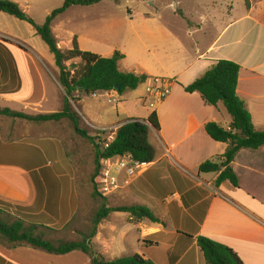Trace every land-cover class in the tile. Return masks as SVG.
I'll use <instances>...</instances> for the list:
<instances>
[{
	"label": "crops",
	"instance_id": "0c3cea01",
	"mask_svg": "<svg viewBox=\"0 0 264 264\" xmlns=\"http://www.w3.org/2000/svg\"><path fill=\"white\" fill-rule=\"evenodd\" d=\"M11 1L26 11L33 3V0ZM263 9V5L256 7L251 3L245 11L231 15L215 35L206 39L208 25L212 21L208 20L204 8L197 5L193 9L198 15L197 27L187 34L194 36L199 33L201 36L196 37L190 46L183 45L177 49V53L171 54L173 44H170L168 56L151 54L152 61L144 58L145 62L136 75H145L146 84L151 79V84L154 79L170 83L167 97L153 106L159 123V131L150 128L148 135L154 160L138 172L129 185H122L105 198L111 202L129 200L130 205L145 206L156 218L165 220L166 217H177L182 219L181 223L186 219L193 230L178 232L176 247L172 248L164 246L158 238H155L158 242L149 240L164 231L151 227V223H128L135 229H123L121 236H118L119 229L115 224L118 217H113L118 213H112L99 225L105 230L103 235L98 228L92 240L93 250L105 261L127 257L123 256L125 250L122 243L126 239L123 236L135 232L137 244L150 242L152 244L148 245H155L157 250L167 253L157 260L139 254L154 264H204L196 244L198 236H206L227 246L243 264H264V146L257 150H240L230 164L239 188H234L227 181L215 186L219 173L200 174L198 167L207 160L221 156L227 146L213 141L206 134L204 126L214 122L229 129L230 117L222 104L216 108L207 106L198 93L184 91V87L200 78L217 61H231L240 67L237 96L244 101L255 131H264ZM180 12L184 16L185 12ZM2 14L0 12V19L6 21ZM133 15L142 19L136 35L144 54L153 46L149 47L142 41L143 33L150 35L158 31L167 38L170 36V32L152 13L134 12ZM4 32L0 28V80L4 82L0 85V109L27 115L56 113L55 110L43 111V107L49 103L47 85H35L38 88L36 97H30L33 85H21L25 76L24 67H35L28 52L31 49L18 36H10L12 32H5L8 36ZM11 43L18 47H13ZM162 43L155 44L153 49L163 47ZM174 66L175 69H172ZM14 79L17 84L9 85ZM151 84L145 85L146 90ZM56 86L60 91L59 105H63L62 88ZM99 94L111 97L117 92H98L91 96L97 97ZM150 112L145 118L127 120L146 119ZM84 120L92 123V116ZM60 122L35 124L0 115V198L31 208L36 223L49 228L64 227L78 209L75 168L67 155ZM124 123L125 120L98 129L118 128ZM114 173L120 182L126 177L124 170H115ZM66 189L67 197L64 193ZM168 192L172 194L167 198L168 207H165L161 198ZM174 200L177 206L171 208ZM14 207L9 211H17ZM125 216L130 219L127 214ZM109 220L108 225L102 227ZM178 244L176 253L174 249L178 248ZM24 250V246L11 248L0 243V264H29L22 256L19 257ZM170 253L175 254V262L174 258L171 260ZM81 264H90V259Z\"/></svg>",
	"mask_w": 264,
	"mask_h": 264
},
{
	"label": "rangeland",
	"instance_id": "374dc122",
	"mask_svg": "<svg viewBox=\"0 0 264 264\" xmlns=\"http://www.w3.org/2000/svg\"><path fill=\"white\" fill-rule=\"evenodd\" d=\"M32 2L27 11L24 7L21 9L36 24L41 25L51 12L62 7L64 0H33ZM251 3L256 7L263 5L264 8V0H120L118 2L104 0L92 6L70 7L56 17L52 32L61 51L71 50L72 41L75 39L78 49L82 52H89L103 58H111L115 53L123 55L124 58L119 62V70L138 74L141 65L145 62L143 61L145 57L152 61L151 54L168 56L170 54V44H173V52L171 54L177 53V49L183 45L185 47L190 46L195 42L196 37L201 36L199 33L194 36L187 34V32H193L197 27L198 15L193 11L194 8H197V5L200 8H204L208 20L212 21L208 25L209 32H206V39H208L222 28L224 22L231 15L245 11ZM181 10L185 12L184 16L181 15ZM134 12L152 13L156 20L170 32L168 38L162 32L158 33V31L150 35L145 33L142 35V41L148 44L149 47H156L155 44L162 42L164 44L163 47L159 49H153L152 47L153 50H149L146 54L143 53V48L140 47L141 43L136 35L138 24L142 23V19L137 15H133ZM2 17L7 20L3 21L0 19V28L5 32H12V34H9L12 37L18 36L17 38H20L31 49L28 52L31 60L34 61L35 67L30 65L24 67L25 76L21 85H33L30 97L38 95V88L35 85H47L49 103L43 107V111L55 110L57 112L61 110L63 105H59L61 104L59 102L60 91L58 86H56L59 85L57 69L47 46L36 36L33 28L28 23L19 21L6 14H2ZM5 32L4 34L7 35L8 33ZM11 45L13 47L16 46L12 43ZM167 60L169 61V58ZM71 63L79 65L80 60L74 59L66 65ZM172 69H175V66ZM1 80L0 85H3L4 82ZM151 81L152 79L149 82L150 84L152 83ZM149 83L146 84L145 80L138 85L136 90L126 91L123 95L117 94L111 97L105 94H99L97 97H92L91 95L82 96L79 102H71L73 110L78 115L80 128L86 130L89 135H99L104 142H108L110 131H104V134L100 135L99 132L101 130L98 128L111 123L123 122L124 120L126 122L127 118H145L150 111L154 110L153 106H150L151 99L145 93V85ZM16 84V79L13 80V83H9V85ZM146 98L148 99L146 100ZM89 115L92 116V123L88 124L84 118L88 119ZM60 126L63 141L71 163L75 168L78 209L70 221L62 228L59 226H50L51 230L39 228V230L43 231L45 239L54 243L58 241H79L83 235L89 234L92 229L94 214L102 203L100 198L94 199L91 196L90 176L94 170L92 146L73 132L68 120L60 122ZM64 193L65 197H67V189ZM171 194L168 192L161 198L165 207H168L167 198ZM128 202L129 200L111 202L106 199L109 207L131 206ZM176 206L177 201H172L170 207L176 208ZM113 217H118L117 223H115L119 229L118 236H121L123 229H135L133 225L130 226L128 224L132 223V221L124 213H118L113 215ZM157 219L158 221H163L151 223L148 220H144L143 222L147 225L151 223V227L164 230L161 234L149 239L156 242L155 238H158V241L164 246L176 247L175 238L178 236V232L193 230V227L189 226L186 219H183L184 223H181L182 219L177 217L175 219L166 217L165 220L158 217ZM109 222L110 220L103 223L102 227L107 226ZM99 225L97 230L99 228L103 235L105 230L101 229ZM123 237H126L124 244L122 243V248L125 250V255L123 256H132L138 253L157 260L162 258L163 254L164 256L167 255L166 252L157 250L155 245L150 246L143 243V241L137 244L134 239L135 232L128 233ZM0 243L8 247L7 244ZM179 245L177 246L178 248L174 249L176 253L179 250ZM24 247L25 250L19 257L22 256L29 264H81L83 261L90 259L89 256L79 252L69 256H55L29 246ZM171 255L172 260L175 254Z\"/></svg>",
	"mask_w": 264,
	"mask_h": 264
},
{
	"label": "trees",
	"instance_id": "16d2710c",
	"mask_svg": "<svg viewBox=\"0 0 264 264\" xmlns=\"http://www.w3.org/2000/svg\"><path fill=\"white\" fill-rule=\"evenodd\" d=\"M102 1L104 0H64L62 7L51 12L44 23L38 25L15 2L0 0L1 13L28 23L47 46L57 69L58 84L63 91V106L59 112L27 115L9 109H0V115L35 124L68 120L73 132L92 146L94 170L90 176L91 196L94 199L100 198L102 200L92 219V229L89 234L83 235L79 241L54 243L46 240L43 231L39 230V228L51 229L36 223V219L31 214V208L18 203H8L0 198V242L11 248L29 246L56 256L80 252L89 256L90 264H154L150 259L139 254L105 261L92 248V239L96 235L97 226L111 213L127 214L133 224L144 220L159 223L154 213L145 206L109 207L106 198L98 193L95 184V179L102 168V160L128 155L136 162L148 164L153 162L154 151L149 143L148 135L150 128L159 131L156 112L152 110L146 119L127 120L116 130L112 141L104 142L99 135L91 136L86 130L80 128L78 115L71 105V102H79L82 96L115 91V86H119L118 90L115 91L118 95H123L126 91H134L140 83L146 80V76L120 71L118 62L124 57L119 53H115L111 58H103L96 54L80 51L75 39L72 41L71 50L61 51L52 34V22L70 7L92 6ZM109 1L118 2L120 0ZM74 59H79L80 64L66 65ZM239 68L237 64L231 61L219 60L200 78L184 87L186 93H198L207 106L216 108L222 104L230 117L229 129H224L214 122L204 126L206 134L213 141L227 146L221 156L207 160L198 167L200 174L219 173L215 180L217 187L227 181L234 188H239L237 176L230 164L240 150H257L264 146V131H255L245 103L236 93ZM99 134H104V131L99 132ZM13 206L16 207L14 208L17 211H9ZM147 244L151 245L152 243ZM196 244L204 264H243L230 248L206 236H198ZM176 260L177 258H174L173 262Z\"/></svg>",
	"mask_w": 264,
	"mask_h": 264
},
{
	"label": "built area",
	"instance_id": "2783aa9c",
	"mask_svg": "<svg viewBox=\"0 0 264 264\" xmlns=\"http://www.w3.org/2000/svg\"><path fill=\"white\" fill-rule=\"evenodd\" d=\"M169 92V82L160 79H154L153 84H151L146 90V95L151 99L150 106L160 103L167 97ZM93 96H95V94H93ZM118 128H105L99 130L110 131L108 137V142H110L113 140L115 132ZM113 160L114 158L101 161L102 168L99 175L95 179L97 191L103 197L112 195L115 191L120 189L122 185H129L130 181L138 174V172L148 165V163L133 161L128 155L116 157L115 162H113ZM115 170L125 171L126 177L122 182L119 181L117 175L114 173Z\"/></svg>",
	"mask_w": 264,
	"mask_h": 264
},
{
	"label": "water",
	"instance_id": "95a60500",
	"mask_svg": "<svg viewBox=\"0 0 264 264\" xmlns=\"http://www.w3.org/2000/svg\"><path fill=\"white\" fill-rule=\"evenodd\" d=\"M118 88H119V86H115V87H114V90L116 91V90H118Z\"/></svg>",
	"mask_w": 264,
	"mask_h": 264
}]
</instances>
